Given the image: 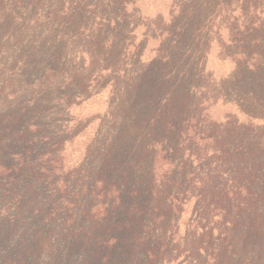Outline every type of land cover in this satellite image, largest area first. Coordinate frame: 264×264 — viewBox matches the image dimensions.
Here are the masks:
<instances>
[{"label": "trees", "instance_id": "obj_1", "mask_svg": "<svg viewBox=\"0 0 264 264\" xmlns=\"http://www.w3.org/2000/svg\"><path fill=\"white\" fill-rule=\"evenodd\" d=\"M0 264H264V0H0Z\"/></svg>", "mask_w": 264, "mask_h": 264}]
</instances>
